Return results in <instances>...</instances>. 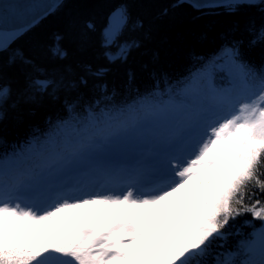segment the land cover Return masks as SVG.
<instances>
[{
  "label": "snow or ice",
  "instance_id": "snow-or-ice-1",
  "mask_svg": "<svg viewBox=\"0 0 264 264\" xmlns=\"http://www.w3.org/2000/svg\"><path fill=\"white\" fill-rule=\"evenodd\" d=\"M185 5L228 30L181 37L186 59L117 92L106 67L63 63L91 23L14 47L65 0H0V127L15 132L0 135V264H264V0L160 15ZM130 8L112 4L99 33L110 63L142 46Z\"/></svg>",
  "mask_w": 264,
  "mask_h": 264
},
{
  "label": "trees",
  "instance_id": "trees-1",
  "mask_svg": "<svg viewBox=\"0 0 264 264\" xmlns=\"http://www.w3.org/2000/svg\"><path fill=\"white\" fill-rule=\"evenodd\" d=\"M68 5L59 15L48 16L42 19L30 33L22 37L14 45L19 51L31 50L36 44L42 46H55V36L62 33L71 23H75L77 29L82 30L87 23H91L97 32L87 36V47L80 49L76 44L62 45L66 52L63 63L65 66L78 65L81 61L87 62L93 70L106 67L108 72L103 78V83L109 89L117 92H126L129 87L143 88L150 79L149 68L155 63L161 71H171L176 64L186 59L185 50L181 43V37L194 35L200 36L209 31L219 33L227 31L231 18L221 12L218 15L200 16L191 7L185 5L175 17H163L160 15L163 6L170 5L175 0H65ZM112 4L131 5L129 31L141 36L142 46L133 51L127 62L110 63L105 56V49L100 46L99 33L107 25V16ZM138 25H142L140 29ZM256 59L260 58V49L253 52ZM154 58H158L154 60ZM0 56V64L4 62ZM55 57L52 58L55 61ZM135 76V82L128 80V73ZM44 113L37 111L34 119L39 121ZM7 132L11 139L14 129L11 125L5 130L0 127V135ZM258 223V222H257Z\"/></svg>",
  "mask_w": 264,
  "mask_h": 264
}]
</instances>
